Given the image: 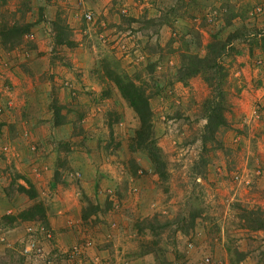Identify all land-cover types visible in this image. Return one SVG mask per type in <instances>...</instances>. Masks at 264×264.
<instances>
[{
  "label": "rangeland",
  "instance_id": "1",
  "mask_svg": "<svg viewBox=\"0 0 264 264\" xmlns=\"http://www.w3.org/2000/svg\"><path fill=\"white\" fill-rule=\"evenodd\" d=\"M1 31L0 264H264L243 216L264 218V0H0ZM214 48L222 148L204 75L182 76Z\"/></svg>",
  "mask_w": 264,
  "mask_h": 264
},
{
  "label": "trees",
  "instance_id": "2",
  "mask_svg": "<svg viewBox=\"0 0 264 264\" xmlns=\"http://www.w3.org/2000/svg\"><path fill=\"white\" fill-rule=\"evenodd\" d=\"M59 30L61 31L59 32L60 37H65L66 33L64 29L61 28ZM19 33H23V31L18 26H15L13 29L8 31L7 34H10V36H12V42L7 41V43L5 42L4 45L6 46V44H12L14 40L15 44H13V46L17 45V41L21 39L20 37H22L21 34L18 35ZM0 36L2 38L5 36L2 34V31L0 32ZM3 39L5 40V38ZM211 48L213 49V47ZM222 54H224V50L222 48L217 51L214 48V51H212V53L210 52L209 57L204 58L203 60L196 61V68L194 70H189L186 68L182 70V73L184 74L182 76L185 77L192 76L196 73H201L202 75H204L205 80L208 83L210 94L203 104V111L207 123L204 127L202 143L204 146H207L208 142L210 141L213 144H217V146H219L217 148L222 147L220 143L216 142L215 136L220 128L227 126V120L225 118L227 109L225 107V103L220 100L223 99V97H219V95L216 94L219 91V81L216 78L211 79V75L209 74L213 68H216L219 72L222 71V67H220L217 63V58H220ZM217 76V73H215V77ZM120 88L124 99L128 102L140 121V128L136 133L134 143L138 149L147 151L150 160L155 165L156 171L158 172L159 176L161 178H165L166 166L160 150L156 147L155 142L153 141V127L151 123V111L148 100L145 98L144 94L140 90L135 88L132 84L122 85ZM34 211L42 214L44 212L42 206L35 207ZM245 214L246 215L243 216L244 218H246V222H248L245 226H248V228L255 232L264 231V218L262 214L257 211L245 212ZM194 227L195 218H190V221L187 225H181V227L178 226V228H180V231L184 230L183 232H187Z\"/></svg>",
  "mask_w": 264,
  "mask_h": 264
},
{
  "label": "built area",
  "instance_id": "3",
  "mask_svg": "<svg viewBox=\"0 0 264 264\" xmlns=\"http://www.w3.org/2000/svg\"><path fill=\"white\" fill-rule=\"evenodd\" d=\"M88 19H89V20L91 19V16H90V15L88 16Z\"/></svg>",
  "mask_w": 264,
  "mask_h": 264
}]
</instances>
